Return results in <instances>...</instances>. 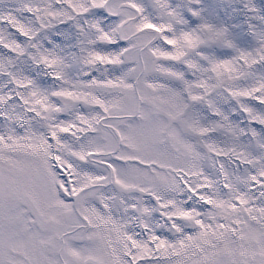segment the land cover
<instances>
[{
  "label": "snow or ice",
  "instance_id": "obj_1",
  "mask_svg": "<svg viewBox=\"0 0 264 264\" xmlns=\"http://www.w3.org/2000/svg\"><path fill=\"white\" fill-rule=\"evenodd\" d=\"M0 264H264V0H0Z\"/></svg>",
  "mask_w": 264,
  "mask_h": 264
}]
</instances>
